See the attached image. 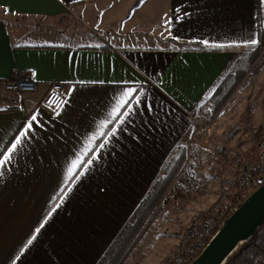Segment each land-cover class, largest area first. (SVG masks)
<instances>
[{"label":"crops","instance_id":"crops-1","mask_svg":"<svg viewBox=\"0 0 264 264\" xmlns=\"http://www.w3.org/2000/svg\"><path fill=\"white\" fill-rule=\"evenodd\" d=\"M99 1L0 0V160L11 154L0 167V264H101L127 225V246L106 264H163L192 213L223 181L233 185L228 176L214 185L205 169L216 161L203 155V194L170 203L162 194L137 214L186 148L191 117L214 107L221 83L259 42L264 0ZM145 5L152 14L143 21ZM71 10L131 45L107 47L94 35L75 42ZM20 73L32 75L34 93L5 90ZM54 84L66 88L59 112L43 104ZM129 90L139 104L123 103ZM226 113L204 136L211 147ZM242 143L235 134L213 147L223 167L241 161Z\"/></svg>","mask_w":264,"mask_h":264},{"label":"built area","instance_id":"built-area-1","mask_svg":"<svg viewBox=\"0 0 264 264\" xmlns=\"http://www.w3.org/2000/svg\"><path fill=\"white\" fill-rule=\"evenodd\" d=\"M7 92L18 94L34 93L37 84L29 73H20L4 84ZM66 88L63 84H54L43 104L52 112H59L67 101ZM213 108H209L203 117H191L192 137L186 145L183 166L173 182L165 191L162 203H170L176 198H192L203 193L202 171L203 155L216 160L217 156L209 153L203 138L216 125ZM256 157L246 154L241 172L237 178L238 191H234L225 182L222 191L208 209L192 214L190 221L181 231L180 239L173 256L165 264H192L209 246L220 227L254 192L264 185V142L258 145ZM237 192L235 202L232 195Z\"/></svg>","mask_w":264,"mask_h":264},{"label":"rangeland","instance_id":"rangeland-1","mask_svg":"<svg viewBox=\"0 0 264 264\" xmlns=\"http://www.w3.org/2000/svg\"><path fill=\"white\" fill-rule=\"evenodd\" d=\"M123 1H125L127 4L129 0H122V1L100 0L99 2L104 4L114 5V3L117 4V2L121 3ZM143 1L144 0H141V2ZM133 4L131 6H135L137 3H135L134 5ZM146 8L147 6L145 5L143 8V15L141 17V20L143 21L145 20L146 15L152 14V12L149 13ZM71 13L74 15L73 17L74 34L76 36L75 42H85L87 40L86 38L92 35L95 36L94 38H99L97 40H99V42L101 43H104L107 47H110L113 44L120 45L122 43H124L125 45H131L128 42L133 41L132 39H126V40H122L121 42H116L111 38L110 34L106 33L105 31H98L96 27H94V25H92L87 20L81 19V17L74 14L72 10ZM261 29L264 30V24H261ZM141 30H143V32L147 31L146 28H141L139 31ZM225 111H227V113L224 116L225 117L228 116L229 118L227 119V121H224V123H222V126H220L221 129H220V134L218 136L220 139L218 142L217 141L214 142L215 145L213 144L214 145L213 147L217 148L216 145H219V147L222 145L226 146L230 136L239 134L241 140L243 141L242 145L240 146L242 148V154L240 157L241 161L238 162V159H235L236 161L234 162V164L236 165V167L231 166V168H225L222 165L223 162H225L226 160H220V158L217 157L216 160H214L216 161V163L212 162L211 164H209V168L212 169L209 170L207 168L205 169V171L208 177H211L212 173L215 174V178L212 179L211 181L214 185L220 184L221 180L226 179V176H228L229 183L233 184L231 185L233 186L231 188H234V191H238L239 188H237V178L241 172V168L243 165L242 161H244L246 154H248L249 152L251 156L256 157V155L259 153L258 145L260 144V142L262 141L264 142V137L260 138L259 142L256 141L257 135L263 134L264 136V51L262 52L259 60L254 65V67L248 72L247 76H245V79L243 80L241 85H239V87L234 91V93L231 95L227 103H225V105H223L222 108H220L219 112L215 114L216 123L221 116L220 115L221 112L223 114V112ZM203 142L205 144L206 149L208 151H211V153L215 154L216 156L217 153H215L213 147L209 146L208 141L203 138ZM181 151H183L184 155L186 156V148L182 149ZM243 151H244V156H243ZM225 182L226 181H223L222 184H224ZM200 195H198L197 197H199ZM233 196H235L234 197V202H235L236 197L238 196L237 192L232 195V201H233ZM192 198H196V197H192ZM211 204L207 207L197 209L195 211L208 209L211 206ZM188 223L184 227H186ZM173 254L171 255V257L173 256ZM166 261L163 264H165Z\"/></svg>","mask_w":264,"mask_h":264},{"label":"trees","instance_id":"trees-1","mask_svg":"<svg viewBox=\"0 0 264 264\" xmlns=\"http://www.w3.org/2000/svg\"><path fill=\"white\" fill-rule=\"evenodd\" d=\"M263 51L264 30L261 29L259 42L250 47L237 61L231 73L227 75L212 98L211 103L214 105V114L219 112L220 108L227 103L234 91L239 87V85H241L245 76H247L248 72L257 63ZM262 137H264L263 134L257 135L256 141L259 142ZM181 150L182 149H179L166 164L161 177L157 180L151 192L137 210V214L140 213L142 207L144 208L145 206H149L151 202L154 205L157 204L160 196L162 194L164 195L169 185L173 182L184 163L183 161L185 160L184 152ZM234 197L235 196H233V201ZM130 235L131 228L127 225L117 241L106 254L101 264H106L117 249H123L126 247L129 242ZM225 264H264V224L258 229L252 238L238 247L234 254L228 258Z\"/></svg>","mask_w":264,"mask_h":264},{"label":"water","instance_id":"water-1","mask_svg":"<svg viewBox=\"0 0 264 264\" xmlns=\"http://www.w3.org/2000/svg\"><path fill=\"white\" fill-rule=\"evenodd\" d=\"M264 224V185L224 221L209 246L192 264H225Z\"/></svg>","mask_w":264,"mask_h":264},{"label":"snow or ice","instance_id":"snow-or-ice-1","mask_svg":"<svg viewBox=\"0 0 264 264\" xmlns=\"http://www.w3.org/2000/svg\"><path fill=\"white\" fill-rule=\"evenodd\" d=\"M205 44L207 43V41H205L204 42ZM248 43H251V44H256L257 43V41L255 40V39H252L251 41H249ZM124 96H126V97H128V100H124L123 101V103H125V104H127V103H129L130 102V100L131 99H136V102H137V104H139V99H138V94L137 95H133V90H129L128 92H125L124 93ZM120 105H118L117 107H119ZM36 119V117L35 116H33L32 117V120H35ZM28 128H31V122H29V124H28ZM113 131V133H114V131H115V129H113L112 130ZM26 132H27V129L25 130V133H22L21 135H25L26 134ZM20 140L18 139L17 141H16V144H13L12 145V150L14 151L15 149H16V147H17V145L18 144H20ZM103 145H101V147H102ZM10 159H11V154L7 157V158H5V159H3V160H0V167H2L3 165H5L8 161H10ZM90 162V161H89ZM77 167V164H76V162H73V164H72V166H71V168H69V174L71 175L72 173H73V169H75ZM2 172H0V176H2ZM82 174V173H81ZM29 243H31V241H29Z\"/></svg>","mask_w":264,"mask_h":264}]
</instances>
